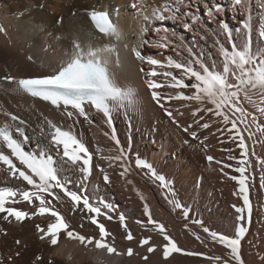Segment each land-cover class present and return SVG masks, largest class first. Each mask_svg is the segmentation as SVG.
Here are the masks:
<instances>
[{
    "label": "bare ground",
    "instance_id": "1",
    "mask_svg": "<svg viewBox=\"0 0 264 264\" xmlns=\"http://www.w3.org/2000/svg\"><path fill=\"white\" fill-rule=\"evenodd\" d=\"M144 2L158 6L163 0H144ZM207 2L208 0L194 2L190 11L206 17L204 5ZM218 2L225 7L221 17L232 28L240 27L245 15L239 11H232L231 0H218ZM133 3L137 5V9L132 7ZM114 6L121 7L117 19L119 39L97 32L88 15L93 8L112 9ZM248 7L255 42L257 24L264 18V0H249ZM139 9V0H0V25L6 30V34L0 32V126L4 122L18 123L12 122L10 116L5 115L6 113L16 115L23 120L25 123L20 126L24 127L25 134L31 137L26 150L32 149L38 142L39 129L45 119L61 127L70 128L86 143L93 154L92 172L86 181L87 190L92 193L91 199L93 201L97 198L105 199L116 205L117 211L127 217L126 223L135 237L132 241L126 240L124 229L113 214L112 220L101 218L100 222L104 223L112 234L109 238L110 242L114 238V246L121 253L120 255L108 254L106 250L97 249L94 244L83 245L77 240L67 238L63 233L58 244L51 246L47 239L39 238L40 233L36 225L46 227L48 222H54V218L49 221L46 215L35 216L23 222L14 220L9 222L4 221L3 214H0V254L19 252L20 255L14 257V264H38L37 257L42 258L41 264H217L215 261H209L207 256H229L224 246L212 242L201 226L194 224L193 221L199 219L204 226L227 235H233L239 227V214L233 205L241 207L243 201L238 195L237 182L230 178L232 175H238L235 172L237 161L229 160L227 151L232 149V155L239 157V149L216 132L218 127L224 125L215 117H204L212 126L209 129L199 130L200 140L191 138L181 127L173 123L165 111L154 102L151 96L152 90L147 87L149 79L147 73L153 66L137 59L134 56V49L161 59L166 64L169 56L174 59L178 56L188 58L187 49L191 48L193 53L200 55L209 65L215 59L220 67L222 58H219V50L214 47V41L219 39L226 47L230 45L223 39L222 34H215L216 21L210 22L205 19L207 36L199 27H194L191 31L184 29L182 20L164 22V26L169 29L167 35L173 46L158 47L157 44L165 33L163 31L157 33L153 30V26L146 25L139 14ZM148 11H151L150 7ZM57 17H63V23H57ZM145 26L149 27V31L142 33V28ZM159 26L160 22H157L155 27ZM172 30L177 36H183V41L173 37ZM77 39L82 46L91 44L93 47L104 45L115 47V51L109 56L110 70L121 86L136 89L138 111L131 113L129 117H126L122 111L114 112L111 126L101 113L89 106L86 107L89 117L87 120L76 115L68 117L64 109H57L50 102L31 97L17 90L14 82L3 79L6 75L19 79L54 70L72 55L73 43ZM144 41L149 43L144 44ZM155 67L158 73L168 70L178 71L167 67ZM160 82H163V77H160ZM159 91L172 90L165 87ZM167 106L171 109H179L183 113L182 116H176L180 125L193 124L192 110L197 105L193 103L185 108L181 107L179 102H171ZM245 106L249 111H254L246 102ZM129 119H131L130 124ZM113 130L120 141L119 145L111 138ZM204 137H207L206 141ZM257 137L259 138V134ZM120 148L125 149L128 159L129 171L126 177L119 175L123 170L119 167V162H112L113 167L109 168V161L103 158L118 155ZM255 151L257 155L264 154V147L257 143ZM51 154L54 158L63 159L57 157L55 153ZM209 155L214 157L211 162L207 160ZM137 156L147 160L158 174L166 177L175 191V198L191 210L187 220L181 210H173V206L168 203V194L152 179L147 170L136 167ZM229 163L232 164L231 168L227 167ZM100 168L108 173L110 183L106 184L103 181ZM62 171L64 178L76 181L81 179L78 168L73 169L69 166ZM252 171L255 173V179L250 181L252 220L250 224H246L248 231L241 241V258L244 264H261V257H264V189L259 187L260 169L255 163ZM18 183L6 172H0V187H14ZM141 194L144 199H141ZM53 203H56L73 229L82 235L97 237V226L84 212L73 210L67 201L63 204L56 201ZM145 203L152 210L153 218L165 224L169 234L179 246L186 251H199L206 255L173 254L165 259L162 251V236L136 223L139 219H146L143 212ZM27 210L31 211V208ZM193 233L199 235L205 243L198 241ZM148 235L152 236V242L160 245L153 253H147V246L141 247L138 243L140 238ZM17 240L20 241V245L15 243ZM129 247L134 250L131 257L127 255ZM146 255L148 259L144 260L143 257Z\"/></svg>",
    "mask_w": 264,
    "mask_h": 264
},
{
    "label": "snow or ice",
    "instance_id": "2",
    "mask_svg": "<svg viewBox=\"0 0 264 264\" xmlns=\"http://www.w3.org/2000/svg\"><path fill=\"white\" fill-rule=\"evenodd\" d=\"M139 2V14L145 24L153 26V30L157 33L161 31L165 33L160 38L158 47L173 46L172 41L168 39L169 29L164 26V22L182 20L184 29L191 31L194 27H199L207 36V30L204 27L205 19L210 22L216 21L215 34H222L223 39L230 45L226 47L219 39L214 41V47L219 50V58H222L220 67L215 59L209 65L200 55L193 53L191 48L187 49L188 58L178 56L174 59L169 56L166 64L161 59L143 54L139 49H134V56L153 66L147 73L149 77L147 87L152 90L151 96L154 102L165 111L173 123L181 127L191 138L200 140L199 130L209 129L212 126L211 122L206 121L204 117H215L224 125V127H218L216 132L226 137L239 149V157L232 155V149L227 150L229 160L237 161L235 172L238 175H232L230 178L237 182L238 195L243 201L241 207L233 205L239 214V227L233 235H227L211 230L199 219L194 220L193 223L200 225L212 242L224 246L229 252L228 257L207 256L209 261H215L217 264H233V262L244 264L241 258V241L248 231L246 224H250L252 220L250 181L255 179V173L252 171L254 163L260 169L259 187L264 189V154L257 155L255 151L257 143L264 147V119H262L264 118V18L257 24L254 42L252 18L248 7L249 0H231L232 11H239L245 15V19L237 28H232L221 17L225 7L218 0L217 2L208 0L204 5L206 17L190 11L193 3L198 0H163L158 6L145 5L144 0H139ZM132 7L135 9L137 5L133 3ZM113 11L118 15V7L114 6ZM88 15L101 34L115 36L119 39V30L110 18L108 10L93 8ZM56 22L63 23V17H57ZM157 22H160L159 27H155ZM148 31L149 27L142 28V33ZM0 32L6 34L2 25H0ZM171 35L183 41V36H177L174 30L171 31ZM143 43L149 42L144 41ZM114 51L113 45L82 46L77 39L73 43L72 55L54 70L19 79L6 75L3 79L14 82L17 90L31 97L50 102L57 109H64L68 117L76 115L87 120L89 117L85 106L94 108L106 118V122L111 126L114 112L122 111L126 117H129L131 113L139 110L136 89L121 86L110 70L109 56ZM155 66L178 71L168 70L158 73ZM160 77H163V82H160ZM165 87L172 91H159ZM257 96L259 99H254ZM171 102H179L181 107L185 108L193 103L197 105L192 110L195 127L193 124L180 125L176 116H182L183 113L179 109L168 107L167 105ZM245 102L251 105L254 111H249ZM201 113L203 115H200ZM5 115L10 116L12 122L18 123L4 122L0 126V172H6L19 183L14 187H0L2 219L9 222L12 220L23 222L35 216L47 215L48 220L52 221L54 218V222H48L46 227L38 224L36 228L40 233L39 238L47 239L51 246L58 244L61 233H63L67 238L77 240L83 245L94 244L97 249L106 250L108 254L120 255L121 253L114 246V238L110 242L109 238L112 234L106 229L105 224L100 222V219L112 220L115 214L124 229L126 240L132 241L135 237L126 223L127 217L124 213L117 211L116 205L105 199L97 198L95 201L91 199L92 193L88 192L86 181L92 172L93 154L86 143L78 138L70 128L61 127L45 119L43 126L39 129L38 142L32 149L26 150L31 137L25 134L24 127L20 126L25 122L16 115L9 113ZM128 122L130 124L131 119ZM111 138L119 145L120 141L115 136L114 130ZM204 140L206 141L207 137H204ZM118 151V155L103 158L109 161V168L113 167L112 162H119V167L123 169L119 175L126 177L129 171L126 151L123 148ZM51 153L63 159L54 158ZM207 160L211 162L214 157L209 155ZM217 163L220 162L217 161ZM135 165L139 169L147 170L152 179L158 182L160 188L168 194V203L173 206V210H181L183 217L187 220L191 210L175 198V191L166 177L158 174L151 163L139 156L136 157ZM69 166L73 169L78 168L81 174L79 181L64 178L62 169ZM227 167L231 168L232 164L229 163ZM100 172L103 173V181L106 184L110 183L108 173L103 168H100ZM141 199H144L142 194ZM53 201L60 204L67 201L73 210L84 212L97 226V237H88L73 229ZM27 208H31V211ZM143 212L146 219H139L136 223L162 236V251L165 259L173 254L206 255L199 251H186L179 246L169 234L165 224L153 218V212L147 203L143 206ZM193 235L198 241L205 243L199 235L195 233ZM152 241V236L148 235L140 238L138 243L141 247L147 246V253H153L160 245ZM15 243L20 245L19 240ZM133 252V248L127 249L129 257L133 255ZM19 255V252L8 255L0 254V264H14V257ZM143 259L147 260V255ZM37 261L41 264L42 258L37 257ZM261 264H264V257H261Z\"/></svg>",
    "mask_w": 264,
    "mask_h": 264
},
{
    "label": "rangeland",
    "instance_id": "3",
    "mask_svg": "<svg viewBox=\"0 0 264 264\" xmlns=\"http://www.w3.org/2000/svg\"><path fill=\"white\" fill-rule=\"evenodd\" d=\"M151 3L150 2H146L145 5H150ZM137 9V8H136ZM126 45V44H125ZM126 47V46H125ZM154 129V128H153ZM155 131V130H154Z\"/></svg>",
    "mask_w": 264,
    "mask_h": 264
}]
</instances>
